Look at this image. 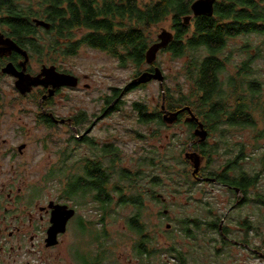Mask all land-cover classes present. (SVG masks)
Wrapping results in <instances>:
<instances>
[{
  "label": "rangeland",
  "instance_id": "rangeland-1",
  "mask_svg": "<svg viewBox=\"0 0 264 264\" xmlns=\"http://www.w3.org/2000/svg\"><path fill=\"white\" fill-rule=\"evenodd\" d=\"M22 1L29 3L31 0ZM137 1L142 7L157 0ZM191 28L193 29L192 25ZM164 29L174 32L171 17L149 32L153 43ZM85 34V31H78L73 39L78 41ZM263 40L258 35H250L230 41L223 56L228 62L222 79L227 81L233 76L248 55L256 56V49L262 46ZM189 60L186 56L177 58L169 52L158 55L156 65L165 76L164 89L177 92L182 86L184 92L188 93L191 89L186 71ZM60 64L64 69L80 76L82 82L79 88L65 90L55 99L54 111L57 116L67 119L85 113L90 122L97 120L92 134L94 139L101 145L107 141L118 147L123 168L135 173L139 170L145 173L146 177L143 175V180H140L144 187L150 186L151 176L159 177L158 181L161 183L154 186L160 195L157 196L158 199L152 200L148 196L145 200L147 207L143 223L147 226L146 235L151 242V256L137 255L135 248L140 238L130 231L128 224L134 209L119 206L120 199L116 195L112 211L106 215L105 220L104 213L97 208L95 202L90 203L85 199L86 205H81L79 202L69 201L70 205L79 204L76 206L78 217L86 223V230L81 227L79 218H75L70 224L69 233L62 238L61 245L52 252L55 258L60 256L62 264H79L74 258L75 255L79 257L89 255L92 250L95 252L98 247L96 243H92L90 233L96 234V227L105 228L108 236L109 252L106 256H112L104 264H182L176 259L175 253L170 252L174 245H178V249L187 257L188 264H264V206L258 205L255 200L257 194H264V138L257 140V132L264 130V117L259 111L255 112L257 128L230 130L226 139L231 143L220 150V155L224 154V158L215 157V165H219L228 159L226 152L232 150L234 154H238L239 148H244L247 156L243 163L244 168L252 174H261L258 188L253 189L249 195V203L238 205L243 196L232 193L223 185L196 181L192 174V183L185 182V171H194L191 161L189 165L186 164V160H189L186 154L192 153L191 147L196 151L195 142L200 140L195 138L194 131L192 134L189 130L188 121L163 127L156 123L143 125L139 122L141 117L135 108L137 103L146 104L153 113L163 101L164 91L159 82L154 81L144 87L124 92L118 103H112L118 106V110L103 116L104 100L112 97L115 89L124 91L138 75L149 69L147 65L138 67L128 62L126 66H122L118 59L107 52L88 46L81 47L78 54L69 59L61 58ZM253 67L258 69L256 74L264 77V57L257 60ZM0 85L7 95H1L0 99V118L3 122L0 131L4 138L9 139L11 145L29 143L28 155L23 159L24 162L21 161L25 168L23 174H26L27 185L35 188L36 195L41 190L43 199L47 201L57 200L63 196L67 181L59 174L55 179H49L53 172L51 168L58 167L61 159L58 151L75 133L67 126L53 130L45 127L38 120V104L19 99L11 80H2ZM55 131L62 134V144L44 145L45 137L48 138ZM156 132L158 134L155 135ZM221 134L211 133L210 138L208 137L209 145L216 144L218 138L222 139ZM74 146H71L73 152L66 164L73 167L78 159V165L72 171L81 175L83 164L79 163L80 159L88 155L93 158L94 155L91 154L92 148L88 146ZM188 219H200L204 222L217 219L220 224L225 221L223 225L231 229L232 237L224 239L219 231H208L206 228L198 231L194 226L190 227L192 232L187 235L182 229L184 221ZM245 219L250 220L257 229L248 231L241 226ZM247 238L248 247L243 245ZM225 240L228 245L224 243Z\"/></svg>",
  "mask_w": 264,
  "mask_h": 264
},
{
  "label": "trees",
  "instance_id": "trees-1",
  "mask_svg": "<svg viewBox=\"0 0 264 264\" xmlns=\"http://www.w3.org/2000/svg\"><path fill=\"white\" fill-rule=\"evenodd\" d=\"M194 1L157 0L141 7L137 0H31L29 3H23L22 0H0V15L2 24L10 28L11 35L19 45L41 60L58 63L61 58L69 59L78 54L81 47L88 46L107 52L118 59L122 66L132 62L138 67L147 65L146 53L153 44L149 32L172 15L175 38L160 53L169 52L177 58L186 56L190 59L186 71L191 89L187 94L182 86L177 92L164 89L166 108L178 112L189 106L198 116L205 118L209 133H225L214 145L210 146L205 142L195 146L205 164L199 175L226 185L234 194L237 189L241 190L245 198L241 203L243 205L249 203L251 191L258 188L261 174H252L244 168L243 163L247 157L244 148L240 147L238 154H234L232 150L226 152L228 159L219 165H215V157L224 158V154L220 155V150L231 143L226 139L230 130L257 128L255 112L259 111L264 117V77L256 74L258 69L253 67L257 60L264 57V40L262 46L256 49L257 55H248L246 61L238 66L237 72L227 81L222 79L228 62L223 56L230 41L239 37L258 35L264 39V0H219L215 5V16L198 18L192 29L183 23L182 17L190 13ZM34 19L46 20L51 24V29L46 31L38 28L33 23ZM78 31H85L86 34L76 41L73 38ZM121 95L122 91L115 89L113 96L106 99L112 104ZM162 104L163 101L159 109L151 113L146 104L137 103L135 108L140 113L139 122L143 125L156 123L159 127L165 126L161 113ZM185 115L187 110L181 115L180 123ZM80 116L84 118L81 120L82 125L86 121V114L81 113ZM187 125L193 134L197 125L194 122ZM261 138H264V130L257 132V140ZM107 148L111 154L110 168L96 161L85 166L81 175H76L72 171L73 167L65 165L60 171H53L49 179H55L58 174L65 178L67 183L64 198L77 199L76 202L81 205H86L84 200L87 194L97 192L95 203L104 213L103 220L109 214L117 195L120 199L119 206L134 209L128 224L130 231L140 238L135 248L137 255L149 257L152 255L149 249L151 242L146 235L147 226L143 223L147 207L145 200L148 196L150 199H158L159 194L154 186L161 182L158 181L159 177L151 176L150 186L144 187L140 180L146 174L140 170L135 173L123 168L120 164V149L113 144ZM63 155L65 160L70 156L66 152ZM186 164L189 165L190 160H186ZM262 164L264 167V156ZM191 174L194 179L197 178L191 171H185L187 184L192 183ZM255 200L258 205L264 206V194H257ZM78 218L81 227L86 230V223ZM225 218L227 220V216ZM217 219L212 222L185 220L182 232L189 235L192 232L190 227L194 226L198 231L202 228L216 230L224 239L231 238V229L223 225L225 221L220 224ZM240 225L248 231L257 229L248 219L243 220ZM94 229L96 234L99 233L96 235L91 232V239L98 248L89 255H80L77 258L80 264H104L112 256H106L109 248L105 228ZM224 243L228 245L226 240ZM245 243L249 245V238ZM177 246L174 245L170 252L175 253L176 259L182 264H188L187 257Z\"/></svg>",
  "mask_w": 264,
  "mask_h": 264
},
{
  "label": "flooded vegetation",
  "instance_id": "flooded-vegetation-1",
  "mask_svg": "<svg viewBox=\"0 0 264 264\" xmlns=\"http://www.w3.org/2000/svg\"><path fill=\"white\" fill-rule=\"evenodd\" d=\"M196 1L197 0H195L191 4L190 13L182 17L184 24L185 17H192L191 23L190 25H188H192V27L194 26L198 18L206 17H196L194 15L192 11V5ZM218 2L220 1H216V6ZM169 17H171L173 27L174 17L172 15H170ZM41 29L46 30L45 28ZM173 33L175 34V32ZM0 35L2 36L0 37V83L2 80H11L14 84V88L19 96V99L30 100L32 101V103L38 104V106L40 107V113L38 114L39 123L43 124L45 127L51 130L57 129L58 127L67 126L71 129L72 133H75L74 137H71L66 143V145L59 149L58 155L61 156L60 164L57 165L58 167L51 168V171H60L63 166L67 165L66 163L68 158H66L65 160L63 154L64 152H66L71 156L73 152V148L71 146L74 145H84L92 148L91 154L94 155L93 158H90L88 155L80 159L79 163L83 164V168L89 164H94V162L96 161L101 163L104 167L110 168L111 154L109 153V149L107 147H110L112 144L106 141L104 144L101 145V143L96 141V139H94L92 135L94 129L97 126V120L90 122L89 118L86 117V121L84 122V124L81 125V120L84 119L83 117L78 115L73 116L71 118L63 119L59 118L54 111L55 99L62 95L65 90L79 88L82 82L81 77L70 70L64 69L60 64V61L58 63H55L47 59L41 60V58H39L37 55L27 50L23 46L19 45L15 37L11 35L10 28L4 26L1 22V19ZM11 40L17 43L24 51L27 52L28 61L26 60V57L23 56V54L17 51L10 50L11 44L9 43V41ZM10 65H13L19 74H24L25 79L23 81V84L21 86L19 85V87L17 86L19 78L5 73V69ZM147 66L149 67V69H147L146 71L151 72L155 69V67H157L156 64L155 66ZM46 68H55L56 71L61 74H67L77 77L78 86L76 88H54L52 85L44 84L40 86L30 87V82H32L34 78L41 77L43 71ZM41 79L43 81L50 80L47 79L46 76H42ZM86 87L89 88L88 85H86ZM140 87H144V85L126 87L124 91H122L121 97L123 96L124 92L131 91V89H136ZM1 95H4L5 97L6 93L3 91L0 85V99L2 98ZM115 102L118 103L117 100L114 101V104H116ZM104 103V117L105 115L113 112V110H118V106L110 104L107 99L104 100ZM188 107L189 106H186L185 108ZM189 109L191 110V112L187 110V115L183 117V122L188 121L187 124H191L194 122L197 125L194 128V132L195 138L199 139V137L196 136V131L199 127V123L203 124L204 128L208 132L209 129L206 127L205 118L203 116H198L197 113L193 112L190 107ZM166 111L169 113L177 112L170 111L167 108ZM161 113L165 126L179 124L180 117L183 114V112L180 114L177 122L170 124L165 121V112L163 111V109H161ZM192 114L196 119L193 117ZM2 123L3 122L0 118V129L2 127ZM88 124L89 126H87ZM70 134L71 133L69 132L68 135ZM224 134L225 133H222L221 136L223 137ZM210 136L211 133H209V138ZM61 137L62 134L55 131L54 133H51L48 138L45 137V139L43 140V144L46 146H48L50 143L62 144ZM198 141L199 140L195 142V146L205 143ZM208 141L209 140H207L206 142ZM11 144L9 139L4 138L2 132L0 131V264H62L61 257L59 255H56L59 257L55 258L52 252L55 251L61 245L62 238L66 236L70 231V224L74 221L75 218H78V209L76 207L78 205L69 204V201L76 202L77 199L68 200L64 198L63 194V196L58 198L57 200L50 199L49 201H47L46 199H43L41 190H39L36 195V192L34 190L35 188H32L31 186L27 185L26 174H23L25 168L23 166V163L21 164V161L24 162L23 159L28 155V148L30 147V145L29 143H20L18 145ZM244 154L246 155V151H244ZM75 161V165H78L79 160L77 159ZM75 165L73 166V168L75 167ZM208 178L209 177H205L202 175L200 176L198 174L196 181L208 182L206 181V179ZM223 186L226 187V185ZM237 194L243 196L238 202V205H240L245 199L244 194H242L241 190L239 189H237ZM85 197L86 201L93 203L97 201L96 199L98 198V193L91 192ZM64 199H66V201ZM56 206H68L69 209H73L76 211V215L68 221L66 232L58 234L56 238V245H50L49 237L50 232H52L51 230L54 227V213L55 211H57ZM243 245L248 247V245L246 244ZM50 257H54V262L53 259H50ZM74 258L78 261V257H76V255L74 256ZM78 263L80 264L79 261Z\"/></svg>",
  "mask_w": 264,
  "mask_h": 264
},
{
  "label": "water",
  "instance_id": "water-1",
  "mask_svg": "<svg viewBox=\"0 0 264 264\" xmlns=\"http://www.w3.org/2000/svg\"><path fill=\"white\" fill-rule=\"evenodd\" d=\"M216 1L217 0H197L192 5V11L194 15L196 17L206 16L208 18H212L215 15ZM191 20H192V17H185L184 19L185 25L186 26L190 25ZM33 23L37 27L45 28L46 30L51 29V24L46 22L45 20L34 19ZM0 37L2 36L0 35ZM174 38H175V34L173 32L167 31L165 29L162 30V32L158 36V40L150 46V48L148 49L146 53L147 65L155 66L160 52L163 50H166L170 46V44L174 41ZM9 43L11 44L10 50L17 51L23 54V56L26 57V60L28 61V54L26 51H24L17 43H15L12 40L9 41ZM5 73L19 78V82L17 84L18 87L19 85L21 86L23 84V81L25 79L24 74L23 73L19 74L13 65L8 66L5 69ZM42 76H46L47 79H50V80L43 81L41 79ZM42 76L38 78H34L32 82H30L31 85L29 86L33 87V86H40L44 84L52 85L54 88H60V87L76 88L78 86L77 77L72 76V75H67V74H61L57 72L55 68H46L43 71ZM153 81L159 82L162 90L164 91L165 76L161 68L155 67V69L152 72L151 71L142 72L128 86L134 87V86L147 85ZM162 109L165 112V121H167L170 124L177 122L180 114L184 112L185 110H188L191 112L189 108H186L176 113L167 112L166 104H165V95H163ZM196 136L200 138L199 142H206L208 140L209 132L204 128V125L201 123H199V127L196 131ZM191 150H192V153L186 154V157L191 161L194 167L193 175L197 177V175L201 171L204 158L198 152L194 151L192 147H191ZM206 181L216 183V180L210 179V178L206 179ZM56 207H57V211H55L54 213V227L52 228L51 230L52 232H50V237H49L50 245H56V238L58 234L66 232L68 221L76 215V211L73 209H69L68 206H56Z\"/></svg>",
  "mask_w": 264,
  "mask_h": 264
}]
</instances>
